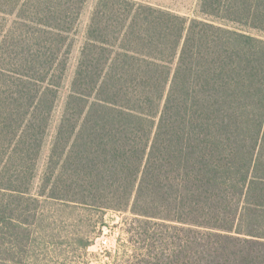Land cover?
I'll return each instance as SVG.
<instances>
[{"label": "trees", "instance_id": "trees-1", "mask_svg": "<svg viewBox=\"0 0 264 264\" xmlns=\"http://www.w3.org/2000/svg\"><path fill=\"white\" fill-rule=\"evenodd\" d=\"M86 2L0 0V264L56 253L54 203L129 213L122 264H264V0H97L35 189Z\"/></svg>", "mask_w": 264, "mask_h": 264}, {"label": "rangeland", "instance_id": "rangeland-1", "mask_svg": "<svg viewBox=\"0 0 264 264\" xmlns=\"http://www.w3.org/2000/svg\"><path fill=\"white\" fill-rule=\"evenodd\" d=\"M97 0H87L84 10L77 22L74 30L69 35L68 40V70L64 84L60 90L59 99L53 114L51 129L48 133L44 152L42 154L38 178L34 188L38 187L40 176L47 161L49 147L55 134L56 127L61 118L67 95L71 89V83L77 68L81 48L85 42L86 31L89 26L91 14ZM137 3L149 4L155 7L170 10L181 16L193 19L199 16V6L201 0H132ZM3 18L0 17V22ZM264 39V34H256ZM36 194V190L33 192ZM48 208L44 214L46 218L45 225H52L53 228L59 227L67 233L59 231L54 232L58 236L56 253H50L45 258L42 257L45 264H122L133 253V247L130 243V235L127 232L128 224L132 221L129 213H119L107 211L106 213H97L94 210L69 209L60 203L47 205ZM70 207V206H68ZM42 218V216H41ZM40 218V220H42ZM37 236V234H36ZM40 236V235H39ZM38 236V237H39ZM70 239L84 237L90 242L87 250L82 245L66 243V238Z\"/></svg>", "mask_w": 264, "mask_h": 264}]
</instances>
